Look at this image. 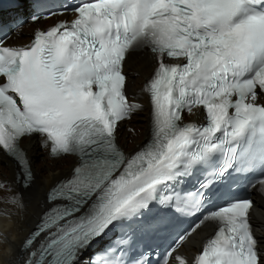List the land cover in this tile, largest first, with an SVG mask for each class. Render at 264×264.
Returning <instances> with one entry per match:
<instances>
[{
	"label": "snow or ice",
	"instance_id": "obj_1",
	"mask_svg": "<svg viewBox=\"0 0 264 264\" xmlns=\"http://www.w3.org/2000/svg\"><path fill=\"white\" fill-rule=\"evenodd\" d=\"M10 2L25 22L74 14L24 45L0 35V160L17 165L14 183L0 179V216L27 210L25 140L74 158L16 264H264L251 223V193L264 199V0H64L44 16L39 0ZM138 55L153 71L130 93ZM146 108L149 139L125 153L118 128ZM207 225L190 261L180 249Z\"/></svg>",
	"mask_w": 264,
	"mask_h": 264
},
{
	"label": "bare ground",
	"instance_id": "obj_2",
	"mask_svg": "<svg viewBox=\"0 0 264 264\" xmlns=\"http://www.w3.org/2000/svg\"><path fill=\"white\" fill-rule=\"evenodd\" d=\"M61 18L41 20L36 24H26L15 34L12 43L23 45L29 43L32 33L36 29H44L54 24ZM153 64L147 55L133 57L128 63L129 92L137 91L145 80L151 75ZM138 73V75H134ZM143 102L146 103V100ZM148 110L134 115L131 120L120 124L117 132V142L125 153H132L138 150L149 139ZM200 119L199 116H185V121ZM130 122V123H129ZM131 129V131H129ZM24 148L27 151L31 162V170L35 175L33 186L23 191L24 202L27 210L17 211L11 209L14 216L11 220L0 216V233L7 236L6 242H0V264H16V257L24 237L32 230L37 223L38 216L43 208L44 195L46 191L58 181L71 175V168L74 164L73 157H65L59 160H52L48 157L46 149H41L38 138L25 140ZM17 168L14 162L8 158L0 160V179L14 183ZM255 208L252 210V220L255 232L259 239L264 242V199L254 190ZM6 204H0V208H8ZM213 226L207 225L198 230L188 239L180 253L190 261L199 252L202 243L212 233Z\"/></svg>",
	"mask_w": 264,
	"mask_h": 264
},
{
	"label": "rangeland",
	"instance_id": "obj_3",
	"mask_svg": "<svg viewBox=\"0 0 264 264\" xmlns=\"http://www.w3.org/2000/svg\"><path fill=\"white\" fill-rule=\"evenodd\" d=\"M130 123V122H129Z\"/></svg>",
	"mask_w": 264,
	"mask_h": 264
}]
</instances>
